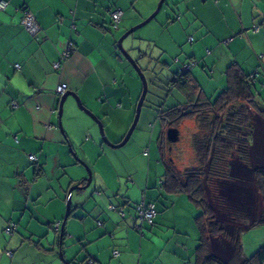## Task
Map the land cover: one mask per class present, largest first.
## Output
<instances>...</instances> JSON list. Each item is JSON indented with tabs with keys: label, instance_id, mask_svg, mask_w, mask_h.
Wrapping results in <instances>:
<instances>
[{
	"label": "crops",
	"instance_id": "0c3cea01",
	"mask_svg": "<svg viewBox=\"0 0 264 264\" xmlns=\"http://www.w3.org/2000/svg\"><path fill=\"white\" fill-rule=\"evenodd\" d=\"M4 1L8 5L4 11H0V264H65L56 253L57 248L53 251L46 246L52 241V229L49 227L51 223L48 218L40 220L38 217V195H34L30 180L32 178L35 182L44 176L50 161L56 167H66L71 163L66 153L67 143L57 128L60 97L56 95L55 89L60 84H66L67 91L77 94L92 113L103 115L102 120L111 117L108 138L112 143L115 112L119 119L117 138L122 140L120 138L125 136L132 120L134 97L133 90L129 91V84L125 82V68L114 48V42L154 9L151 5L144 6V0ZM197 3L194 12H191L190 7V10L186 9L193 23L187 28L195 30L196 45L194 39L192 44L186 40L187 45L184 46L189 30L180 32L173 23L170 25L172 30L168 34V45L162 47V53H172L180 62V55L187 52V62L194 60L198 66L204 61L206 64L211 63L213 69L219 67L224 71L225 82V73L231 64L238 66L246 75L257 71L253 94L257 101L258 97L263 99L264 0H203ZM114 8L121 9L123 15L117 30L111 31L110 11ZM23 10L33 16L37 28L34 35L29 34L21 23ZM254 26H259L257 32L252 30ZM70 42L73 43V48L69 58L61 63L60 70L55 71L53 64L60 60ZM204 47L209 51L207 57L203 52ZM191 73L192 80L199 85L193 70ZM130 81L134 79L130 77ZM258 84H261L260 87ZM199 87L206 97L200 85ZM73 103L72 98L66 101L67 120L64 129L68 142L76 144L78 134H75L77 131L72 126L78 130L79 126L88 123V119ZM253 116L254 128L259 127V133L264 136V120L256 114ZM186 126L195 128L191 135L197 130L193 119L183 121L177 129ZM86 132L95 141L93 129ZM251 143L253 144V139ZM260 143L264 144V139ZM256 147L258 148V144ZM261 149L264 150V145H259L257 152L260 153ZM192 153L194 161L193 150ZM30 155L36 157L41 173H37L36 166L28 160ZM257 155L259 159L264 156ZM248 158L247 163L238 160L230 162L236 161L237 169L234 170L230 164L234 172L230 173L229 168L230 179L221 181L220 185L227 192L230 189L227 185H233V176L238 178L246 172L248 182H240V188L247 193L246 211L254 216L261 207L254 187V171L264 167L257 166L259 162L251 160L250 155ZM181 196L183 195L168 196L167 199L175 197L179 201ZM124 201L130 202L127 199ZM153 203L157 208V204ZM172 205L174 207L173 203ZM168 213L166 211L163 218ZM93 214H97V211L93 210ZM157 219L159 220L158 215L156 221ZM66 222V234L61 244L63 257L65 261L74 263L84 261L85 259L78 260L64 251ZM10 224L15 225L16 229L11 236H6L4 230ZM258 227L241 235L245 257H250L264 243V225ZM84 228L85 226L81 227L83 231L80 237L90 242L102 233L100 230L92 232V227L86 230ZM214 242L218 244L219 241L215 240L212 244ZM179 244L183 246L182 249L178 248ZM219 244H223L224 250L219 249L221 252L216 255L220 259H226L231 254L232 244L225 239ZM169 245L174 246L170 248L171 252L167 251ZM197 245V241L189 242L188 238L173 236L165 242L158 241V250L165 253L159 262L125 253L120 264H196ZM5 251L12 252V258H8ZM94 256L96 257L90 258L96 264L100 254Z\"/></svg>",
	"mask_w": 264,
	"mask_h": 264
},
{
	"label": "rangeland",
	"instance_id": "374dc122",
	"mask_svg": "<svg viewBox=\"0 0 264 264\" xmlns=\"http://www.w3.org/2000/svg\"><path fill=\"white\" fill-rule=\"evenodd\" d=\"M202 1L165 0L158 14L149 23L134 31L122 42L123 51L127 52L142 70L148 88L137 126L129 141L118 149H113L108 144H104L99 126L84 113L88 119V123L79 126L78 130L72 126L77 131L75 134H78V142L74 144L73 141H70V147L68 144L66 145V153L71 163L66 167H56L50 161L47 168H45L44 176L36 179L35 182H33L32 178L30 179L34 195H38L36 209L39 219H50V223L55 228V224L61 222L65 217L66 196L69 188L82 180H86L88 170L91 173L92 181L90 186L85 190L74 191L71 196L70 208L72 209V216L66 222L67 237L64 242V251L67 255L77 257L78 260H84L100 254V258H97L96 264H120L125 253L129 255L133 253L132 255L135 254L136 258H140L141 256L151 258L154 262H159L161 257L165 256V253L158 250V241L165 242L173 236L188 238L189 242L199 239V232L194 222L195 217L199 214V210L184 196H181L179 201H176L175 197L172 200L167 199L169 200L167 202L164 201L166 197L163 196V193L161 194L162 191L158 188V183L164 175L165 167L158 150L162 126L161 122L157 119L156 110L166 109L184 101V98L177 90L167 86V81L172 73L177 72L184 65L186 66L188 63V53L184 52V54L180 55L179 62L177 56L171 55L172 53L170 54L166 51L163 54L164 49L162 47L168 45V34L172 30L171 26L173 23L176 24L180 32L189 30L187 35L192 37L193 40L195 39L194 45H196L197 37L194 36L195 30L187 28L193 25V23L190 21V14L186 9L190 10L191 8V12H194L195 6H198L197 2ZM158 2L159 0H148V2L144 0L142 3L144 6L151 5L152 9L155 10ZM151 14L137 22L134 26L143 22ZM131 28H128V30ZM121 36L116 38L114 42V48L117 51L116 43ZM186 40L187 38L185 39L184 46L187 45ZM188 46L190 47V45ZM203 52L207 57L209 51L205 47L203 48ZM142 54L144 56L141 58ZM118 56L125 68V82L129 84V91L133 90L134 99L132 104L134 108L130 122L131 126L135 107L141 94L142 83L136 71L119 51ZM193 66L191 70H193L206 97L210 101L215 100L217 95L226 87L224 71L219 67L213 69L211 63L206 64L205 61L199 66L194 63ZM130 77L134 81L131 82ZM260 85L258 84L259 87ZM67 100L70 101L71 98L69 97ZM258 100L264 106V94L263 99L258 97ZM66 101L63 105L61 117L64 133V123L67 120ZM94 116L100 120L108 142L112 145L118 144L121 140H118L116 133L119 122L116 113L114 112V143L108 138L109 125L112 121L111 117L102 120L103 115L94 114ZM129 121L130 118L127 123ZM254 121L253 119V124ZM74 122L77 121L74 120ZM90 129H93L95 141L86 132ZM194 130L195 128L187 126L179 128L178 141L172 144L168 143L165 139L163 157L166 161L172 159L174 166L178 170H184L194 164L192 157L193 149H191V134ZM259 132V127L254 128L253 126L251 134V142L253 139V144L251 143L250 145V153L248 150V157L250 155L251 160L258 161L257 166L264 167V156L261 159L257 158V154L264 155L263 149L260 150V153L257 152L259 145L260 147L264 145L260 143L264 139V136ZM257 144L258 148L256 147ZM230 164L233 165L234 170L237 169L236 161ZM232 172L234 171L231 168L230 173ZM244 174V176H240L241 178L233 176L234 178L231 179L233 185H227V187H230L227 192L220 184L218 189H220L224 197L225 207L229 211H235L245 218H249L251 214H248L246 211L247 193L246 191L242 192L240 188L242 182H248L246 178L247 173L245 172ZM143 194H145L147 201H153L157 204L158 218L162 222L157 219V221L155 220L154 227L144 225L142 229L143 235H141L137 230V227L141 224L137 217L136 205L140 203ZM125 199L129 200L130 204L123 207L126 217L122 219L118 212ZM172 203L174 207H172ZM111 206L115 207L117 212L110 211L109 208ZM93 210H96L97 214L94 215ZM166 211L169 213L163 218ZM130 216L132 219H130ZM225 216L226 214L218 213L219 221L226 227L229 233H232L231 224L225 220ZM136 222L139 224L135 226ZM46 223H44V226ZM97 223H102L103 227H98ZM83 226H85V230L88 227H92V232L100 230L102 233L95 237L92 242L84 240L80 237L83 231L81 227L83 228ZM50 237H52V241L46 246L49 250L54 251L58 244V234L52 229L50 230ZM219 242L218 244L214 242L211 246L215 254L221 252L219 249H223V244H219ZM172 243L174 242L172 241ZM173 247V245H169L167 251L171 252L170 248ZM182 247L179 244L178 248L182 249ZM114 251H117L119 255L114 256ZM130 260L132 261V259Z\"/></svg>",
	"mask_w": 264,
	"mask_h": 264
},
{
	"label": "trees",
	"instance_id": "16d2710c",
	"mask_svg": "<svg viewBox=\"0 0 264 264\" xmlns=\"http://www.w3.org/2000/svg\"><path fill=\"white\" fill-rule=\"evenodd\" d=\"M115 10H120L123 15L122 10L119 8L112 9L110 14ZM26 11L23 10V14ZM120 21L116 28H113L111 20L110 30L116 31ZM255 27L259 28V26H254L252 30ZM190 38L191 41L189 40ZM192 41V37L187 38L189 44H192ZM71 45L73 48V43ZM194 63L197 64L196 61L190 60L186 66ZM191 68L184 75L179 69L177 72L172 73L167 81L168 87L177 90L182 95L184 98L183 103H176L166 109L156 110L157 119L162 126L158 150L165 167L164 175L158 183V188L162 191L161 194L163 193V196L166 197V202L168 201V196L183 195L199 210V214L194 219L195 226L199 232L198 245L195 250L196 264H264V245L258 248L250 257L244 256L241 246V235L244 232L264 225V169H256L254 171V187L261 204L254 216L245 218L235 211H229L225 207L224 197L220 189H218L221 181L230 179L229 168L231 161L238 160L243 163L248 161V150L253 130V115L256 114L264 120V106L255 99L253 94L256 77L252 78V74L246 75L238 66L231 64L225 73L226 87L217 95L215 100L210 101L202 95L199 85L192 80ZM185 106L187 107L184 108ZM190 119H193L197 124V130L191 136L192 149L195 155L194 164L184 170H178L174 166L172 159L166 161L163 157L166 129H177L183 121ZM246 130L248 131L247 133ZM63 136L65 142L69 143L65 133H63ZM36 161L30 162L36 166V172L41 173V167L37 166ZM84 182L85 180H82L77 184L84 185ZM124 202L118 212L122 219L126 217L123 207L130 204L127 201ZM142 203L146 207L152 205L154 208L155 216L150 224L141 221L139 218L138 209ZM109 210L117 212V209L113 206ZM136 213L141 224L137 227V230L143 235L142 229L144 225L147 227L155 226L158 211L156 205L147 201L145 194H143L140 203L136 205ZM218 213L226 214L225 220L231 224L232 233H229L219 221ZM71 216L72 209L70 208L68 218ZM130 219H132L131 216ZM61 222L55 224V228L51 226L52 224H49V227L58 234L60 246L57 249L63 255V246L61 244H63L66 233L64 227L61 230ZM56 225H58L57 229ZM97 225L98 227H103L102 223H97ZM15 229L16 226L14 225L11 234ZM4 234L11 236L5 230ZM222 239L228 240L232 244L231 254L226 259L218 258L211 247L213 241ZM4 253L8 258H12V252L5 251ZM115 253L117 255H114ZM113 255L118 256L119 253L114 251ZM62 261L65 264H94L91 258L74 263V261H65L63 257Z\"/></svg>",
	"mask_w": 264,
	"mask_h": 264
},
{
	"label": "water",
	"instance_id": "95a60500",
	"mask_svg": "<svg viewBox=\"0 0 264 264\" xmlns=\"http://www.w3.org/2000/svg\"><path fill=\"white\" fill-rule=\"evenodd\" d=\"M165 2V0H159L154 12L147 18L145 19L143 22H141L140 24L134 26L133 28H131L130 30H128L126 33H124L119 40L117 41L116 47L118 49V51L121 53V55L126 59V61L132 66V68L136 71V73L138 74L141 83H142V90H141V94L140 97L137 101L136 107H135V114H134V118L132 121L131 126L129 127V129L127 130L125 136L122 138V140L116 144V145H112L108 142V140L106 139L103 129H102V125L100 123V120L94 116V114L81 102L79 96L77 94H75L74 92H68L66 91L59 100V104H58V110H57V128L58 130L63 134V128H62V124H61V117H62V113H63V105L65 103V101L70 97L73 99V101L76 104V107L83 113H85L87 116H89L92 120H94V122H96V124L99 126L100 128V133L102 136V142L104 144H108L111 148L113 149H118L123 147L130 139L132 133L134 132L139 117H140V112H141V108L142 105L144 103L145 97L147 95V81L144 77V74L142 72V70L138 67V64L135 60H133L129 54L125 51H123L122 48V42L129 36L131 35L134 31H136L137 29L143 27L144 25H146L147 23H149L160 11L163 3ZM143 57V55L141 56V58ZM182 71V68L180 69V72ZM179 138V134L177 129L175 128H169L166 130V140L168 143L172 144L178 141ZM68 146L70 147V143H67ZM70 152H72V150L70 149ZM92 181V176L90 171L88 170V177L86 178L84 185H79L76 184L73 187L69 188L68 192H67V196H66V214L64 219L61 222V230L64 227L65 222L67 221L68 217H69V211H70V205H71V196L72 193L76 190H85L86 188H88L91 184ZM61 236V235H60ZM57 254L59 256V258L61 260H63V255L62 252L58 249L57 250Z\"/></svg>",
	"mask_w": 264,
	"mask_h": 264
},
{
	"label": "built area",
	"instance_id": "2783aa9c",
	"mask_svg": "<svg viewBox=\"0 0 264 264\" xmlns=\"http://www.w3.org/2000/svg\"><path fill=\"white\" fill-rule=\"evenodd\" d=\"M6 7H7V2L4 1V0H0V11H4V10L6 9ZM121 15H122V13H121L120 10H115V11H113V12L110 14V17H111V20H112V27H113V28H116L118 22H119L120 19H121ZM21 23H22L24 29H25L29 34H32V35L36 34V32H37V28H36V25H35V22H34L33 16L31 15L30 12L26 11V12L23 14V19H22V22H21ZM258 29H259L258 27H255L253 31H254V32H257ZM189 40L191 41V38H190ZM71 50H72V45H71V43H69L66 52L62 54V57L60 58V60H59L57 63L53 64V69H54L55 71L60 70L61 63H62L63 61H65L66 59L69 58ZM193 65H194V64H189V65H187V66H184V67L182 68V71H181V72L183 73V72H185L186 70H189L191 67H193ZM257 74H258V73L255 71V72L252 73L251 77H252V78H255V77H257ZM66 91H67V85H66V84H60V85H58V86L56 87V89H55V93H56V95H57L58 97H61ZM28 158H29V160L32 161V162H35V161H36V157L33 156V155H30ZM138 215H139V218H140L141 221H145V222H147V223L150 224L151 221H152V219H153L154 216H155V211H154L153 206H152V205H148V206L146 207V206H144V204L142 203L141 206H140L139 209H138ZM57 226H58V225H56V229H57ZM12 229H14V225H13V224H11L9 227H7V228L5 229V232H6L7 234H11ZM114 255H117V253H115ZM9 256H10V255H9ZM89 264H91V263H89Z\"/></svg>",
	"mask_w": 264,
	"mask_h": 264
},
{
	"label": "flooded vegetation",
	"instance_id": "af4514ba",
	"mask_svg": "<svg viewBox=\"0 0 264 264\" xmlns=\"http://www.w3.org/2000/svg\"><path fill=\"white\" fill-rule=\"evenodd\" d=\"M188 72H189V70H186L185 72H183V75L186 74V73H188ZM180 79H181V78H180Z\"/></svg>",
	"mask_w": 264,
	"mask_h": 264
}]
</instances>
